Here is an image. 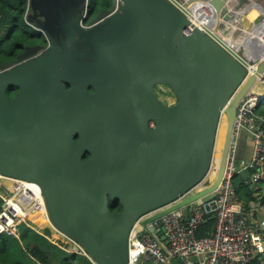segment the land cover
Returning a JSON list of instances; mask_svg holds the SVG:
<instances>
[{
	"label": "water",
	"instance_id": "obj_1",
	"mask_svg": "<svg viewBox=\"0 0 264 264\" xmlns=\"http://www.w3.org/2000/svg\"><path fill=\"white\" fill-rule=\"evenodd\" d=\"M42 1L55 16L43 26L48 49L0 72V175L36 183L53 230L92 264H128L129 234L138 220L149 216L140 222L146 228L214 197L236 109L264 76V8L252 0L244 6L110 0L111 13L82 29L66 12L72 0ZM203 7L219 19V29L233 21L243 61L207 33L211 23L205 24ZM250 8L260 20L245 34L237 27ZM72 42L90 50L91 63L79 65L74 54L62 51ZM158 85L172 91L175 104L156 97ZM13 87L17 95L10 99ZM222 120L214 179L193 193L212 172ZM252 152L251 135L241 131L237 159L250 161ZM86 153L89 159L82 161ZM240 176L247 181L249 171ZM115 204L117 213L111 211ZM158 235L165 241L162 231Z\"/></svg>",
	"mask_w": 264,
	"mask_h": 264
},
{
	"label": "built area",
	"instance_id": "obj_2",
	"mask_svg": "<svg viewBox=\"0 0 264 264\" xmlns=\"http://www.w3.org/2000/svg\"><path fill=\"white\" fill-rule=\"evenodd\" d=\"M262 21L259 42L264 54ZM201 26L205 28L204 24ZM208 33L212 34L211 31ZM263 97L250 93L236 109L225 168L214 197L205 203L198 201L190 211L182 208L167 214L146 228L140 222L149 216L138 220L129 234L128 264H140L142 260L154 264H173L176 259H180L183 264H250L264 257L263 208L258 203H250L245 208L235 190V180L240 178L243 170L249 171L247 181L251 184H259L264 180V120L253 112ZM259 119L263 123L258 126L256 121ZM241 131L252 137L250 161L238 160L236 157ZM210 180L207 177L193 193L205 189ZM209 218L214 219L213 234L197 238V228ZM48 223L39 186L34 182L0 175V236L19 239L20 226L24 225L37 233L48 226L64 238ZM161 231L165 241L160 240L158 233Z\"/></svg>",
	"mask_w": 264,
	"mask_h": 264
},
{
	"label": "trees",
	"instance_id": "obj_3",
	"mask_svg": "<svg viewBox=\"0 0 264 264\" xmlns=\"http://www.w3.org/2000/svg\"><path fill=\"white\" fill-rule=\"evenodd\" d=\"M100 1L103 0H98L97 4ZM27 4L28 0H0V62L9 60L12 52L17 53L19 46L31 42L30 36L34 31L24 18ZM262 110L264 111L263 108ZM253 112L254 115L257 114V107ZM258 116L264 119V115ZM235 190L245 208H248L249 203L257 201L264 210V180L259 184H251L240 177L235 180ZM111 211L119 212L120 206L115 204ZM213 232L214 219L209 218L200 224L195 236L202 238ZM43 234L48 239L22 226L19 229V239L0 236V264H92L79 250L69 252L72 244L65 238L48 229H43ZM141 264L153 263L143 261ZM250 264H264V257L262 260L255 259Z\"/></svg>",
	"mask_w": 264,
	"mask_h": 264
},
{
	"label": "flooded vegetation",
	"instance_id": "obj_4",
	"mask_svg": "<svg viewBox=\"0 0 264 264\" xmlns=\"http://www.w3.org/2000/svg\"><path fill=\"white\" fill-rule=\"evenodd\" d=\"M98 0H72L71 4L69 6V9L67 7L66 12L69 15H73L74 18L78 21V24L80 28L87 29L94 25H96L98 22L91 24V22L96 19L102 12H110L112 10V4L110 0H103L100 1L99 4H97ZM93 2V3H92ZM44 2L42 0H34L33 2L31 0H28L27 8L24 13V18L28 26L32 28L35 34H31L30 36V43L26 45L19 46L16 50L17 53L14 54V52L11 53V58L9 57V60L0 62L1 64H8L4 69L0 70V72L4 71L5 69L11 68L12 66H18L23 63H26L29 60H33L40 55H42L48 48L49 42L47 40L46 35L44 34L43 26H47L46 23L47 20H54L55 16L54 14L45 11L43 6ZM52 3H50V6ZM62 8L57 13L60 14L62 12ZM65 12V11H64ZM111 13V12H110ZM81 44L78 42H72L68 46H64L62 48L63 52H66L68 54H74L77 62L79 65H85L86 63L92 62V56L90 54V50L86 46H80ZM34 49L36 53L27 57L20 59V56L23 54H30ZM80 55V56H78ZM166 87V86H165ZM66 88L69 89L68 85H66ZM168 91L170 92V95H173L172 91L167 87ZM91 92V89L89 90ZM154 94L160 101L164 103L162 99L159 98V95L156 90V86L153 89ZM17 95V89L13 87L12 91H9L7 93L8 98L14 99ZM174 96V95H173ZM165 104V103H164ZM153 123L149 124V127H153ZM74 140H77L75 137ZM89 159V154H85L82 157V161H86Z\"/></svg>",
	"mask_w": 264,
	"mask_h": 264
},
{
	"label": "crops",
	"instance_id": "obj_5",
	"mask_svg": "<svg viewBox=\"0 0 264 264\" xmlns=\"http://www.w3.org/2000/svg\"><path fill=\"white\" fill-rule=\"evenodd\" d=\"M227 1V4H230V3H234V2H236V3H239L240 5H247V3L248 2H251V0H226ZM238 1V2H237ZM248 1V2H247ZM253 2H258L259 3V5H261L263 8H264V1H262V0H252ZM204 15V17H205V23L206 22H211V25L209 26V27H206V28H208V31H211V33L212 34H218L217 32H218V30H219V23H220V21H219V19L213 14V11L212 10H210V9H208V8H206V7H203L202 8V14H201V16H203ZM259 17V13H258V11H256L255 9H253V8H250L249 10H248V12H247V14L246 15H242L241 16V26L240 27H237V28H239L240 30H241V32H243V33H250V32H248L249 30H250V28L253 26L252 24L253 23H256V22H258L260 19L258 18ZM221 22H222V20H221ZM223 23V22H222ZM206 26V25H205ZM217 27H218V29H217ZM226 27H228V29H230L231 31H232V29H233V27H235V25H234V23H233V21H230V22H227V24H226ZM220 33V35H221V37H222V34H221V32H219ZM224 38H226V39H228L227 37H225L224 36ZM235 38H241L239 35L238 36H236ZM230 39V38H229ZM260 43V42H259ZM241 44H242V42H241V39H240V41H237V40H234V39H232V37H231V43H230V45L231 46H233L234 48H235V50H237L238 48H239V46H241ZM261 44V43H260ZM257 46H255L254 48H256ZM255 50V49H254ZM241 52V51H240ZM254 54V53H253ZM262 90H263V92H262ZM252 93H254V94H258L259 96L260 95H263L264 94V76L261 78V80H260V82H259V84L257 85V87L255 88L254 87V89H253V92ZM261 93H263V94H261ZM261 104H262V102L261 103H258L257 105H256V107H257V114L258 115H260V116H263L264 115V111L262 110V108H261ZM257 114H255V116H257L258 118H260ZM262 119V118H261ZM264 120V119H263ZM241 177V176H240ZM237 179H239V178H237ZM256 198H258V197H256ZM251 203H258L257 201L256 202H251ZM250 204V203H249ZM259 204V203H258ZM262 217L264 218V210H263V213H262ZM22 226H24V225H22ZM25 227V226H24ZM26 228V227H25ZM28 229V228H27ZM43 230V229H42ZM34 231V230H33ZM41 231V230H40ZM39 231V232H40ZM50 232H53V231H51V230H49ZM36 232V231H35ZM37 233V232H36ZM39 235H41V236H43V237H45V238H47V236H45L44 234H43V231H41L40 233H38ZM48 239V238H47ZM50 240V239H49ZM50 242H53L52 240H50ZM262 260V259H261ZM143 261H149V260H142V261H140V264L143 262ZM152 262V261H151ZM153 263V262H152ZM154 264V263H153Z\"/></svg>",
	"mask_w": 264,
	"mask_h": 264
},
{
	"label": "rangeland",
	"instance_id": "obj_6",
	"mask_svg": "<svg viewBox=\"0 0 264 264\" xmlns=\"http://www.w3.org/2000/svg\"><path fill=\"white\" fill-rule=\"evenodd\" d=\"M223 29H226L225 30V32H223L222 33V31H223ZM233 31H234V29H232V31L230 30V29H228V27H221V29H219L218 30V34H216V35H212V34H210L215 40H217L223 47L225 46H227V48H225L226 50H229V52L231 53V54H233L234 56H236V57H240L241 55L239 54V53H237L235 50H234V47L233 46H231L230 45V43H231V37H232V39H234V40H239L238 38H235L236 36L235 35H233ZM219 32H221V34H222V37H221V35H220V33ZM208 33V32H207ZM33 34H35V33H33ZM224 36L225 37H227L228 38V40L226 41V40H224ZM230 38V39H229ZM223 39V40H222ZM240 41V40H239ZM241 58V57H240ZM243 61V60H242ZM156 90H157V93H158V95H159V98L160 99H162L163 101H164V103L166 104V105H173V104H175V102H176V100H175V97L173 96V95H170V92L168 91V89H167V87H165V86H163V85H158V86H156ZM261 108H263L264 109V101H263V103L261 104ZM224 130H225V124H224V120H222V122H221V125H220V128H219V134H218V136H217V145H216V153H215V156H214V162H213V168H212V172L211 173H213V172H215L216 171V166H217V161H218V158H219V154H220V149H221V146H222V141H223V134H224ZM222 136V137H221ZM49 222V221H48ZM48 225L50 226V227H52L51 226V224L50 223H48ZM22 227V225L20 226V228ZM45 229H48V230H51L48 226H46V228ZM40 231V230H39ZM41 231H43V230H41ZM40 231V232H41ZM52 231V230H51ZM70 242V241H69ZM71 243V242H70ZM72 244V246L70 247V249H68V251L69 252H71V251H76V249L77 250H79L73 243H71ZM75 249H74V248ZM72 249V250H71ZM80 251V250H79ZM81 252V251H80ZM82 253V252H81Z\"/></svg>",
	"mask_w": 264,
	"mask_h": 264
},
{
	"label": "bare ground",
	"instance_id": "obj_7",
	"mask_svg": "<svg viewBox=\"0 0 264 264\" xmlns=\"http://www.w3.org/2000/svg\"><path fill=\"white\" fill-rule=\"evenodd\" d=\"M201 10H202V9H201ZM204 27H205V26H204ZM207 30H208V29H207ZM222 40H223V39H222ZM224 40H228V39L224 38ZM256 87H257V85H256ZM256 87H255V88H256ZM262 92H263V90H262ZM261 94H263V93H261ZM263 95H264V94H263ZM263 95H260V96H263ZM224 124H225V123H224ZM221 137H222V136H221ZM214 176H215V172L211 173V174H210V179L213 180V179H214ZM48 221H49V220H48ZM49 223H50V222H49Z\"/></svg>",
	"mask_w": 264,
	"mask_h": 264
},
{
	"label": "clouds",
	"instance_id": "obj_8",
	"mask_svg": "<svg viewBox=\"0 0 264 264\" xmlns=\"http://www.w3.org/2000/svg\"><path fill=\"white\" fill-rule=\"evenodd\" d=\"M262 103H263V101H262ZM83 254V253H82Z\"/></svg>",
	"mask_w": 264,
	"mask_h": 264
}]
</instances>
